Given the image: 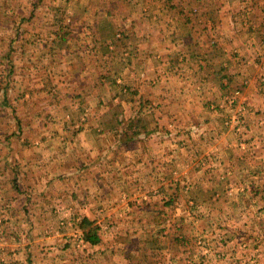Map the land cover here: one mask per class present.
<instances>
[{
    "label": "rangeland",
    "instance_id": "1",
    "mask_svg": "<svg viewBox=\"0 0 264 264\" xmlns=\"http://www.w3.org/2000/svg\"><path fill=\"white\" fill-rule=\"evenodd\" d=\"M157 9L0 0V176H13L0 178V264H264V132L239 128L250 71L226 58L199 84L135 81L121 51L138 20H164ZM86 34L83 83L58 55L83 53ZM82 217L99 245L83 241Z\"/></svg>",
    "mask_w": 264,
    "mask_h": 264
},
{
    "label": "crops",
    "instance_id": "2",
    "mask_svg": "<svg viewBox=\"0 0 264 264\" xmlns=\"http://www.w3.org/2000/svg\"><path fill=\"white\" fill-rule=\"evenodd\" d=\"M150 2L151 6L155 4L158 7L155 19L164 20H138L139 28L135 29L137 39H134L132 54L127 53L125 49L121 51L127 61L122 69H132L131 77L135 81L142 83L149 79L152 85L159 87L184 81L189 84L206 82V66L211 60L214 66L217 61L220 63L226 58L237 67L245 64L250 71V76L247 77L250 80H247L248 87L239 97L245 105L239 128L247 134H253V137H256L258 131L264 132V0ZM161 6L163 7L159 9ZM165 7L164 15L159 10ZM79 32L84 33L85 30ZM84 39L83 53L68 52L63 48L59 50L58 63L61 68L68 62L79 70L84 69L80 80L87 83L93 54L91 48L87 49L86 46L91 39H88L87 34ZM59 42L64 44L61 40ZM237 53L243 58L237 60ZM231 56L233 58H230ZM74 95L77 112L81 113V116L88 115L90 110L85 103L88 94ZM88 135L89 133L86 138ZM86 142L87 139L75 142L71 147L74 151L71 154L77 163L78 153L82 148L91 149L90 144ZM257 143L255 139L251 144L256 146ZM64 154L65 152L62 156ZM92 157L90 154L89 158ZM9 177L13 176H0L1 179Z\"/></svg>",
    "mask_w": 264,
    "mask_h": 264
},
{
    "label": "trees",
    "instance_id": "3",
    "mask_svg": "<svg viewBox=\"0 0 264 264\" xmlns=\"http://www.w3.org/2000/svg\"><path fill=\"white\" fill-rule=\"evenodd\" d=\"M121 124V121L117 122V125ZM130 124V123H129ZM125 133V130L123 131ZM147 135H153L154 132H147ZM78 229L82 233V239L90 246H96L100 243V237L98 235L99 227L96 225L95 220H90L87 217H82L77 223Z\"/></svg>",
    "mask_w": 264,
    "mask_h": 264
}]
</instances>
